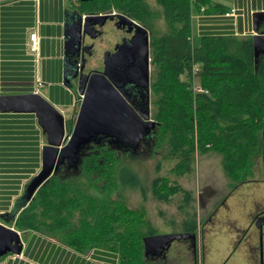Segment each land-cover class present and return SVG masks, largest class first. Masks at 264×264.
<instances>
[{
  "label": "trees",
  "instance_id": "trees-1",
  "mask_svg": "<svg viewBox=\"0 0 264 264\" xmlns=\"http://www.w3.org/2000/svg\"><path fill=\"white\" fill-rule=\"evenodd\" d=\"M79 15L110 12L123 14L149 29L153 18L145 0H68ZM167 25V33L150 37L149 59L154 74L150 94L154 98L152 120L156 127L151 140L164 147L176 160L177 176L192 170L194 154L215 151L223 171L241 183L248 176L252 160L262 152L264 134V55L254 57L251 36L202 34L197 45L191 39V9L205 8V14H224V6L210 0H154ZM197 66L193 89L192 67ZM70 127H65V130ZM11 125L0 122L1 139ZM21 149V147L19 148ZM37 154L38 148H25ZM136 152L107 139L97 138L79 153L74 166L65 162L15 213L0 214L20 234L35 233L53 240L74 253L103 250L116 256L117 264H145L142 239L151 235L144 211L127 208L120 198L103 199L116 190L115 171L120 153ZM2 141L0 157L20 155ZM133 156L134 154H131ZM8 163H6L7 165ZM37 162L30 170L37 168ZM83 183H78L79 178ZM124 181V178H123ZM168 189L172 187L166 186ZM133 185V183H132ZM160 199L166 194L160 189ZM4 205V204H0ZM191 231V230H190Z\"/></svg>",
  "mask_w": 264,
  "mask_h": 264
},
{
  "label": "crops",
  "instance_id": "crops-1",
  "mask_svg": "<svg viewBox=\"0 0 264 264\" xmlns=\"http://www.w3.org/2000/svg\"><path fill=\"white\" fill-rule=\"evenodd\" d=\"M63 1L38 0L36 4L33 0L0 2V90L3 92L0 95L33 92V78L36 76L40 82L48 84L47 100L62 115L74 105L70 89L63 85L62 79L64 21L68 12ZM210 2L224 6L226 12L234 8L237 13L235 17H224L223 14H205L203 6L199 8L193 6L191 9V33L196 32L199 37L202 34L252 36L251 13L264 12V0H242V3L240 0H210ZM32 32H36L39 38L40 57L36 65L32 62V56L26 47L28 35ZM25 82H29L27 90L19 93L8 91L11 87L12 89H22ZM37 94L39 95V91ZM0 122L4 126L11 125V132L2 139L0 137V145L2 141L6 142L10 147V152L17 150L21 153L20 155L0 157V204H4L0 205V214H10L16 199L23 195L25 186L20 192L22 181L33 175L38 168L40 170V150L46 144H41L40 139L42 136L46 141V137L38 127L33 114L3 113L0 114ZM20 147L21 149H19ZM28 147L38 148L37 154L33 153L35 151L25 154L28 152L25 148ZM36 162L38 167L31 173L30 170ZM6 163L8 164L6 165ZM252 189L253 187L247 190V193ZM241 190L239 189V191ZM234 194H231V200L235 197ZM13 197L15 200L12 202ZM236 203L240 202L228 200L226 203V206L235 205L238 208H235L236 210L226 222H230L231 226L247 228L248 241L239 240L236 231L233 232V229L222 226V229L225 230L223 235L226 245L220 253L218 262H211L207 246L222 234V230L219 233L214 230V227L207 224L209 221L204 222L197 234L195 231H191L195 234V242L185 249L188 259H191L188 260L189 264L191 262L196 264V243L199 245V264L259 263L261 250L264 254V232L261 244V241H258L257 230L250 221L254 213L252 208L250 212L246 213L252 205L246 202L241 208V205L238 206ZM231 222H234L235 225ZM259 242L261 246L258 244ZM245 243L250 249L249 254L246 253L243 246ZM21 244L22 249L19 255L27 259L29 263L23 260H14L15 264H115V256L112 253L94 249L90 251L89 255L77 254L58 245L53 240L35 233H29L24 244L22 242Z\"/></svg>",
  "mask_w": 264,
  "mask_h": 264
},
{
  "label": "water",
  "instance_id": "water-1",
  "mask_svg": "<svg viewBox=\"0 0 264 264\" xmlns=\"http://www.w3.org/2000/svg\"><path fill=\"white\" fill-rule=\"evenodd\" d=\"M86 1V0H80ZM66 13L63 33V85L70 87L72 79L77 80V93L81 103L70 136L65 140L64 117L52 104L40 95L30 92L11 95H0V114H33L38 127L46 137V144L40 150V170L24 187L23 195L29 200L35 191L52 176L59 164L65 162L74 166L79 151L97 138L107 139L117 145L136 149L139 143L154 130L156 122L150 119L147 109L138 115L122 95V86L132 85L143 91L145 96L150 89L149 71V38L147 30L133 25L131 20L122 15H86L77 12ZM115 17L118 23L135 27L129 42L123 41L110 54L103 55L104 70L101 73L78 75L76 63L70 62L71 56L80 48L78 32L90 33L95 24H102ZM251 40L254 57L264 55V12L251 13ZM84 47L83 50H88ZM82 50V51H83ZM83 59L80 61V69ZM6 215V213H2ZM259 232L261 241V228ZM192 239L193 232L177 234L148 235L143 237L144 256L151 254L160 257L168 250L173 241ZM22 249L19 233L0 224V258L7 255H19ZM261 254L259 262L262 264Z\"/></svg>",
  "mask_w": 264,
  "mask_h": 264
},
{
  "label": "rangeland",
  "instance_id": "rangeland-1",
  "mask_svg": "<svg viewBox=\"0 0 264 264\" xmlns=\"http://www.w3.org/2000/svg\"><path fill=\"white\" fill-rule=\"evenodd\" d=\"M8 1L11 0H0L1 3ZM63 2H65L67 8L71 7L68 0H64ZM145 2L154 15L149 23L150 37H158L166 34L167 25L160 15V8L155 4L154 0H145ZM240 2L242 3V0H240ZM191 35L192 43L195 46L198 43L199 36H197L196 32H193ZM245 36L247 35L237 37L241 38ZM113 41V36L104 37L97 41L96 52L93 54L94 58L92 57L93 61H87L84 74L86 73L88 76V73H90L92 69H100L101 53L103 50H110L109 45ZM153 74L154 71L150 66V82L153 78ZM76 84L77 81H75V83L73 82V85L71 84L69 87L74 105L72 108H69L67 112L63 113L64 126L70 127V130H65V140H67L71 134L81 103V96L77 93ZM23 86L22 89H12L11 87L8 91H14L15 93L23 92L28 89L29 82H25ZM0 93L3 92L0 90ZM39 95L48 101V84L46 82L44 87L39 89ZM153 100L154 98L150 94V104ZM153 112L154 109L151 107L149 113L150 119H152ZM40 140L41 144L46 143L44 137L41 136ZM261 140L262 152L260 155L254 157L248 176L239 184L230 179L223 171L221 156L215 151H210L204 155L194 154L191 172L177 176L172 172L176 160L166 154L164 147L156 148L157 138H155L153 143L147 147L141 145L136 148V152L128 151L127 154L120 153V155H118V165L114 176L117 184L116 190L110 192L107 197L104 195L99 196L97 194H92L90 193L91 191H88V193L100 200H105L106 198L116 200L120 198L127 208L131 210L142 209L144 211V222L148 225V233L151 235L177 234L190 230L195 231L197 234L204 222L209 221L207 224L214 227V230H217L219 233L222 230V234L207 246L209 260H212L211 262H218V258L221 256L220 253L226 245V239L224 240L223 235L225 230L222 229V226L223 228L228 227L233 229V232L236 231L238 239L241 241H248L249 238L247 228L242 229L241 226L237 225L231 226L230 222H226L230 219L233 211L238 209L235 205L231 207L226 206L228 200L240 202L236 203V205H241V208H243V204L246 202L250 204L251 202L249 201L251 200L256 206L262 207L264 205V197H259L264 195V189H259L264 188V134ZM130 153L134 155L131 156ZM38 171L39 168L33 175L22 181L20 192L23 190L25 184L28 183L31 177L35 176ZM165 182L167 183L166 186L172 188L168 189L165 187V185H163ZM78 183H83L82 177L79 178ZM252 187L253 189L248 193L251 192L252 195L255 196L247 193V190ZM160 189L166 194V200L160 199L159 196L161 197V195H157ZM239 189H242L247 196L243 195ZM231 194L235 196L232 200L230 199ZM14 198L15 197L12 198V202L15 200ZM22 198L23 197H19L16 199L11 214L15 213L16 208L23 201ZM251 208L254 212L255 207L252 205L246 213L250 212ZM229 213L231 214L227 216ZM231 223L235 225L234 222ZM0 224L15 230L12 224L6 223L1 219ZM19 236L21 242L24 244L25 240L29 237V233H19ZM258 241L260 240L258 239ZM188 244L189 243L186 241H173L168 250L165 251L164 260L157 259L151 261L146 259L145 264H189L191 259H188L185 251V249L190 246H188ZM258 244H260V242ZM243 246L246 253L249 254L250 249L248 245L245 243ZM90 251L85 255H89ZM195 251L196 264H199L200 252L198 243H196ZM263 256L264 254L261 250L262 264ZM14 260H23L29 263V261L21 255L7 254L0 258V264H15ZM115 264H117L116 256ZM190 264H192V262ZM258 264H260V262Z\"/></svg>",
  "mask_w": 264,
  "mask_h": 264
},
{
  "label": "flooded vegetation",
  "instance_id": "flooded-vegetation-1",
  "mask_svg": "<svg viewBox=\"0 0 264 264\" xmlns=\"http://www.w3.org/2000/svg\"><path fill=\"white\" fill-rule=\"evenodd\" d=\"M68 12H70V14L75 13V11L71 8H68ZM105 14H111L114 16L122 15V16L130 19L133 25L142 26L137 21H135V20L123 15V14H120V13L110 12V13H105ZM105 14H102V15H105ZM133 25H132L131 29H128L127 26H123L122 24L118 23V20L115 17H113L112 19L105 20L100 25L99 24L93 25L91 27V29L89 30L90 33H88L87 31L84 33L78 32V40L80 43V45H79L80 48L75 53V55L71 56L69 59L70 62L76 63V66L78 68V72H77L78 75H86V73L84 74V70H85L87 61L88 60L93 61V58H94L93 54L96 52L97 41L101 38H104V37L113 36L114 41L112 43H110V45H109L110 50H103L101 53L100 69H97V70L92 69L91 72L88 73V75H90L91 73H101L104 70V64H103L104 53L107 51L110 54H112L115 52L116 47L118 45H120L123 41L129 42V40L131 39V37L133 36V34L135 32V27ZM145 29L148 32V38L150 40V31H149L150 29H148V28H145ZM259 32H264V26L263 25L259 28ZM84 47L85 48L89 47V48L86 51V50H83ZM82 59H83V67L81 70L79 67H80V61ZM75 81H77L76 78L72 79L70 82V86H71V84L73 85V82L75 83ZM149 83H150V71H149ZM122 92H123L122 95L124 96L127 103L134 109V111L138 115L145 113V111H147V109L150 113V89H149L148 94L145 96V94L143 93L142 90L135 88L132 85H124V86H122ZM150 138H151V134L146 136L144 139L146 142H149L151 140ZM122 148H124V146H122ZM126 150H130V149L126 148ZM238 188H240V187H238ZM240 192L243 195H246V194H244L243 190H241ZM248 194L252 195L251 192ZM252 196H254V195H252ZM263 197H264V195H263ZM253 203L254 202H252V200H251L250 204L255 207V210H254V213H253L250 221H251L252 226H254V228L257 230L258 236H259V232H258V229L255 227V224L260 226L261 238H262V235L264 232V206L259 208L258 206H256ZM187 232H191V231H187ZM180 241H186L187 243H189L188 245L192 244V242H193L192 239H185V240H180ZM164 253L160 257H153V256H151V254H148L146 256V259L151 260V261L157 260V259L164 260V258H163ZM263 264H264V261H263Z\"/></svg>",
  "mask_w": 264,
  "mask_h": 264
},
{
  "label": "built area",
  "instance_id": "built-area-1",
  "mask_svg": "<svg viewBox=\"0 0 264 264\" xmlns=\"http://www.w3.org/2000/svg\"><path fill=\"white\" fill-rule=\"evenodd\" d=\"M33 2L36 4L38 2V0H33ZM236 10L234 8L229 9L228 12H225L223 14L224 17H235L236 16ZM102 15V14H99ZM84 16V15H83ZM26 47L29 51V53L32 56V62L36 65L38 60H39V38L37 36L36 32H32L28 35V42L26 44ZM198 72V68L197 66H193L191 73H192V77H193V89L195 91H199L197 84L195 83L196 79L195 76ZM33 93H38L39 89L43 88L44 84L42 82H40L37 77L35 76L33 78Z\"/></svg>",
  "mask_w": 264,
  "mask_h": 264
}]
</instances>
